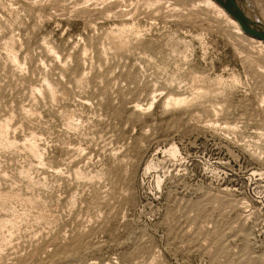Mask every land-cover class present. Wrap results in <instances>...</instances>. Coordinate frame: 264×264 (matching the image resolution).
Returning a JSON list of instances; mask_svg holds the SVG:
<instances>
[{
    "label": "rangeland",
    "instance_id": "obj_1",
    "mask_svg": "<svg viewBox=\"0 0 264 264\" xmlns=\"http://www.w3.org/2000/svg\"><path fill=\"white\" fill-rule=\"evenodd\" d=\"M3 123L0 264H264V50L204 0H0Z\"/></svg>",
    "mask_w": 264,
    "mask_h": 264
},
{
    "label": "bare ground",
    "instance_id": "obj_2",
    "mask_svg": "<svg viewBox=\"0 0 264 264\" xmlns=\"http://www.w3.org/2000/svg\"><path fill=\"white\" fill-rule=\"evenodd\" d=\"M204 2H205V4L206 5H208V6H210V7H212V8H214V9H216L217 11H218V13H220L223 17H225V19L230 23V25H232V27L234 28V30L238 33V34H240V35H243V36H247L250 40H252V42H255L256 44H258V47H260L261 48V50L263 51L264 50V43H263V41L261 40V39H259V38H255V37H253V36H250V35H247V34H245L243 31H242V29H241V27H240V25H239V23L237 22V20L235 19V18H233L220 4H218L215 0H204ZM238 2H239V6L241 7V9L243 10V12L246 14V15H248V16H250V17H255L254 15H253V13H252V9H251V5H250V3H249V1L248 0H238ZM255 19H257L258 20V18H256L255 17ZM51 50V49H50ZM54 58V57H53ZM16 63H17V61H16ZM19 63V62H18ZM16 65V64H15ZM18 68H20V67H18ZM46 82V81H45ZM49 83V82H48ZM47 86V85H46ZM39 89V88H38ZM32 91V90H31ZM48 91V92H47ZM47 91H46V93H48L50 96H48V97H52V98H55V95H56V90L52 87V86H49L48 85V87H47ZM185 99V98H184ZM183 99V100H184ZM175 104H177V103H181L182 102V99H174V101H173ZM184 102V101H183ZM182 102V103H183ZM186 102V101H185ZM7 125V124H6ZM6 125H4V123L2 124V125H0V146H5V145H7L8 143H7V141H6V139H5V136H6V134H5V136H4V131H6L5 130V126ZM8 128V127H7ZM6 133V132H5ZM7 138V137H6ZM10 142V141H9ZM35 143V142H34ZM34 143L33 144H31L29 147H30V149H31V151L33 152V153H37L38 152V150H37V152L35 151V149L36 148H34ZM29 144V143H28ZM9 145V144H8ZM36 145V144H35ZM9 146H11V145H9ZM3 148V147H2ZM39 153V152H38ZM35 155V154H34ZM37 155V154H36ZM14 220V219H13ZM1 223V222H0ZM8 223V222H7ZM1 228V227H0ZM2 229V228H1Z\"/></svg>",
    "mask_w": 264,
    "mask_h": 264
},
{
    "label": "water",
    "instance_id": "obj_3",
    "mask_svg": "<svg viewBox=\"0 0 264 264\" xmlns=\"http://www.w3.org/2000/svg\"><path fill=\"white\" fill-rule=\"evenodd\" d=\"M215 1L237 20L245 34L259 38L264 43V24L260 20L255 19V17L246 15L239 6L238 0Z\"/></svg>",
    "mask_w": 264,
    "mask_h": 264
}]
</instances>
